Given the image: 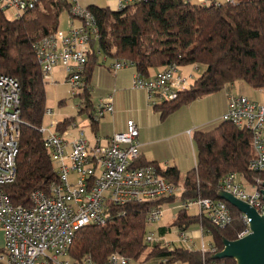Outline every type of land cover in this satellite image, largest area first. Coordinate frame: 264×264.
<instances>
[{
    "label": "trees",
    "instance_id": "trees-1",
    "mask_svg": "<svg viewBox=\"0 0 264 264\" xmlns=\"http://www.w3.org/2000/svg\"><path fill=\"white\" fill-rule=\"evenodd\" d=\"M70 5L69 0H57L46 10L35 8L19 18H9L0 12V74L16 78L20 87L22 124L16 175L13 182L4 186L13 205L29 204L32 192L48 191L50 184L57 180L39 130L47 109L46 82L34 56L33 43L58 28L60 13L69 10ZM87 8L96 18L98 35L91 43L86 79H90L94 68L100 65L98 53L114 60H130L135 71L144 77H151L170 64L204 66L191 86L180 90L176 98L152 104L161 118L184 103L238 80L264 90V0L223 1L218 6L185 0H144L118 11L95 4ZM152 70H155L153 74ZM86 92L76 94L84 103L81 110L92 107L90 94ZM72 122L74 116L65 117L56 128L62 132ZM93 126L96 131V124ZM190 132L196 146L195 165L184 174L181 175L176 165L163 167L155 160H147L140 152L133 161L134 166L156 167L164 179L180 186V194L110 205L106 223L88 224L76 230L67 252L73 261L82 263L84 257L90 256L95 264H105L107 257L116 252L138 260L148 248L146 217L152 207L180 204L183 199L197 196L217 199L219 180L231 171L242 173L249 180L264 181V171L252 172L247 168L254 154L251 130L220 119L209 128ZM225 203L231 220L221 228L198 213L190 214L178 208L171 224L156 229L159 238L152 242L145 258L155 256L157 264L175 261L202 264L203 258L213 262L210 254L202 257L198 249L177 244L162 246L161 236L168 228L187 229L198 224L211 234L217 249H222V238L234 240L244 228L240 212ZM161 258H166V263L160 262ZM217 262L236 264L231 258Z\"/></svg>",
    "mask_w": 264,
    "mask_h": 264
},
{
    "label": "built area",
    "instance_id": "built-area-1",
    "mask_svg": "<svg viewBox=\"0 0 264 264\" xmlns=\"http://www.w3.org/2000/svg\"><path fill=\"white\" fill-rule=\"evenodd\" d=\"M46 1L50 0H0V12L8 13L9 18H19L35 8L44 9ZM69 1L71 19L68 29L57 28L35 41L33 52L43 80L54 82L55 74L62 72L64 81L76 95L90 90L86 66L98 27L95 16L88 8H81L76 0ZM142 1L114 0L115 6L111 9L118 11ZM197 1L215 6L221 3L217 0ZM130 64V60L123 58L115 60L111 68L116 72ZM176 71L175 64L160 69L151 77H144L135 71L132 86L145 90L151 104L174 99L180 90L188 89L192 84L190 77L181 76ZM114 91L93 104L90 116L93 124L98 123L105 114L113 112ZM19 92L16 78L0 74V230L4 240L0 259L4 264H95L90 256L84 257L82 263L68 258V248L77 229L88 224L106 223L110 205L119 206L132 201L180 194V186L164 179L156 167L133 165L139 154L138 127L133 119H127L123 131L107 137L94 134L93 138H88L83 129H79L76 136L66 139L64 135L77 125L72 122L59 132L56 127L64 118L58 121L52 118L39 130L55 167L57 180L50 184L48 191L32 192L29 204L13 205L4 186L13 182L16 175L22 124ZM227 97V107L221 119L252 131L254 154L248 160L247 168L252 172L264 171V102L242 94L228 93ZM53 113L51 108L45 111V115ZM239 176L242 181L238 179ZM261 185L259 178L249 180L242 173L231 171L220 178L218 189L232 193L259 210L264 204ZM177 207L187 211L195 208L198 214L219 228L225 227L231 220L227 204L218 198L197 196L183 199ZM240 217L244 228L237 238L250 231L249 219L242 213ZM164 218L161 206L152 207L146 217L147 227L158 225ZM198 232L201 234L199 246L187 229H176V239L181 246L198 249L202 257L219 251L212 242L208 245L204 243L202 237L207 231L202 225H199ZM157 238V234L147 228L145 241L153 242ZM163 244L172 247L171 243L167 245V241ZM62 256L66 258L60 259ZM130 260L116 252L107 257L105 264H129ZM159 261L166 263L167 259L161 258ZM217 261L207 262L203 258L202 264H224ZM172 264L180 263L175 261Z\"/></svg>",
    "mask_w": 264,
    "mask_h": 264
},
{
    "label": "rangeland",
    "instance_id": "rangeland-1",
    "mask_svg": "<svg viewBox=\"0 0 264 264\" xmlns=\"http://www.w3.org/2000/svg\"><path fill=\"white\" fill-rule=\"evenodd\" d=\"M76 1L83 9L87 8L89 4L110 8L115 6L114 0ZM191 1L198 3L197 0ZM217 1L222 2L224 0ZM50 3L53 2H51V0L46 1L44 9L40 10L43 11L52 7L50 6ZM6 15L10 17L8 13ZM70 19L71 15L69 10H63L59 16L58 29L64 31L67 30ZM95 47L97 48V44ZM97 60L100 65H97L94 68L90 77L92 90L89 95V99L91 100L89 104H92V107H89L87 110H81L84 107L82 98L79 95H75L70 90L69 85L63 79L62 72H57L55 74L56 81H48L45 83L46 107L51 108L54 113L52 115H45L43 125L46 126L52 118L58 121L65 117L74 116V122L77 127H73L68 131V134L64 135L66 139H71L72 136L77 135L79 129H83L88 138H93L94 134L99 137H107L115 131L117 122L121 123L123 118L129 116L137 120V123L140 126L139 128H141V125H144V131L141 132L140 135L146 140V143L151 145L150 149L158 150L160 155L164 158H177L181 166L187 169H190L194 165V151L196 155V146L192 140V136H189V131L209 128L210 125L214 124L215 122L205 124V120L209 115L214 113L218 105H220V100L222 102L223 99H227L228 93L238 95L244 90L252 93V95L257 98L264 96L256 88H253L242 80H238L234 82L231 87L226 85L219 91L207 94L191 102L184 103L165 117L161 118L160 113L155 112L152 108V104L149 103L147 93L145 95L138 89L133 88L132 74L135 72L134 65L130 64L127 67L113 72L111 65L114 63V59L105 57L102 53H98ZM203 68V65L184 64L177 67L176 73L184 77H190L189 79L192 81L201 74ZM120 86H124V88L127 89V92L124 96L121 97V95H118L117 97L116 91H119ZM113 89H115L113 94V99L115 100L113 101L118 108L116 113L113 117L111 113L105 114L98 123L93 124L90 119L93 111V104H95L100 98L107 97ZM60 100H63V102H59ZM257 100L260 101V99ZM95 124L97 126L96 131L93 126ZM238 179L241 181L243 180L240 176ZM177 206H179V203L176 202L172 205L163 206L165 218L161 224H171L174 213H176L179 208ZM188 212L194 214L196 209L191 208ZM156 229L157 225L148 227V230L154 232ZM187 231L194 232L195 235L193 236V240L196 242L197 246L201 245V234L198 232L199 225L192 224L187 228ZM173 239H175V235L167 236L165 240L167 241V245H170L171 243H169L168 240ZM202 239L206 245L213 240L209 232H205ZM151 244L152 242H149L147 250L138 260L131 259L129 264H156L158 260L157 257L152 256L149 259L145 258ZM162 246L166 245L163 244ZM65 258L66 256H62L60 259ZM68 258L71 259L69 256ZM0 264L4 263L1 262Z\"/></svg>",
    "mask_w": 264,
    "mask_h": 264
},
{
    "label": "water",
    "instance_id": "water-1",
    "mask_svg": "<svg viewBox=\"0 0 264 264\" xmlns=\"http://www.w3.org/2000/svg\"><path fill=\"white\" fill-rule=\"evenodd\" d=\"M260 192L264 201V181ZM216 196L234 206L249 219V233L229 240L222 238V249L210 256L212 260L234 259L236 264H264V204L259 210L251 207L246 201L232 193L218 189Z\"/></svg>",
    "mask_w": 264,
    "mask_h": 264
},
{
    "label": "crops",
    "instance_id": "crops-1",
    "mask_svg": "<svg viewBox=\"0 0 264 264\" xmlns=\"http://www.w3.org/2000/svg\"><path fill=\"white\" fill-rule=\"evenodd\" d=\"M154 71L155 70H152V73ZM90 79L87 80L88 81V84L90 86V90L88 92L89 94H90V91L92 90ZM228 86L231 87V86H233V84L232 85H228ZM138 90L146 95L145 90H142V89H138ZM257 90L260 91L264 95V90L263 89H257ZM114 92H113V94H114ZM126 92H127V89L124 88V86H120L119 91L118 90L116 91V95H117V97H118V95H121V97H122V96H124V94ZM241 94L242 95H245V96H247V97H249V98H251V99H253L255 101H258L257 99H260V101H258V102H264V96L261 97V98H257L255 96H253L252 93H250L248 91H245V90ZM119 99H120V97H119ZM113 100H115V99H113ZM227 100H228V97H227V99H223L222 102L220 100V105H218V107L216 108V110L214 111V113H212L211 115L208 116V118L205 120V122H206L205 124H207V123L208 124H211V122H215L214 124H216V123L220 122V118L223 115V113L225 112L226 107H227ZM117 109L118 108L115 106L114 101H113V112L111 113L112 114V117L116 113ZM127 119H133L137 123V120L135 118H131V117L127 116V118L125 117V118L122 119V122L121 123L120 122H117L116 129L112 133L123 131L125 129V126H126L125 124H126ZM141 124H142V122H141ZM214 124H212V125H214ZM137 125H138V123H137ZM212 125H210V126H212ZM143 131H144V125H141V128H139V134H138L139 152H140V154H143L147 160H155V161H157L159 163V165H161L163 167L168 166V165H176L179 168V170L181 171V175L184 174L188 170L187 168H183V166H181V164L179 163V160L177 158H173V159H170L169 157L168 158H164V157H162L160 155V153H159L158 150H152V149H150L151 145L149 143H146V140L140 135V133L143 132ZM190 135H191V132H189V136ZM73 137L74 136H72V138ZM194 165H195V151H194ZM168 205H172V204H168ZM194 213H197V211L194 212ZM190 214H192V213H190ZM161 222L157 225V228L158 229H159V227H166L167 225H169V224H161ZM192 234L195 235L194 232H192ZM171 235L172 236L175 235V239L168 240V241L171 242V244H175V245L177 244V245H179V242L176 239V231L174 230V228L172 230L170 228H168L166 230V232L163 234V236H161V238H163L164 242H166L165 241L166 240V237L167 236L169 237ZM3 244H4L3 234H2V231L0 230V256H1L2 252H3ZM1 262H3V261L0 259V263Z\"/></svg>",
    "mask_w": 264,
    "mask_h": 264
}]
</instances>
